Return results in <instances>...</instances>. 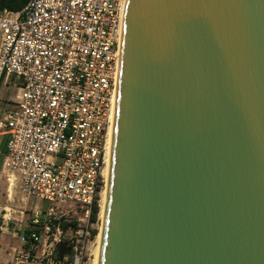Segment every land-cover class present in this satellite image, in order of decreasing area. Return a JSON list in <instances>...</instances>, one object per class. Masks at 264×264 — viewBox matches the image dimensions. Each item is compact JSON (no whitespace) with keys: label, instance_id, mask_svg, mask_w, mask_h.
<instances>
[{"label":"water","instance_id":"water-1","mask_svg":"<svg viewBox=\"0 0 264 264\" xmlns=\"http://www.w3.org/2000/svg\"><path fill=\"white\" fill-rule=\"evenodd\" d=\"M120 55L98 264H264V0H125Z\"/></svg>","mask_w":264,"mask_h":264},{"label":"built area","instance_id":"built-area-1","mask_svg":"<svg viewBox=\"0 0 264 264\" xmlns=\"http://www.w3.org/2000/svg\"><path fill=\"white\" fill-rule=\"evenodd\" d=\"M124 4L31 0L0 11V95L16 89L0 109L3 172L10 188L49 203L26 220L5 210L17 228L8 247L0 242V264L83 262L108 185ZM60 242L71 250L63 262Z\"/></svg>","mask_w":264,"mask_h":264},{"label":"rangeland","instance_id":"rangeland-1","mask_svg":"<svg viewBox=\"0 0 264 264\" xmlns=\"http://www.w3.org/2000/svg\"><path fill=\"white\" fill-rule=\"evenodd\" d=\"M9 86V88H3L0 95V109L6 107L7 99L15 94L16 89ZM5 139L0 135V157L3 156L2 151L4 149ZM3 160L0 163V242L3 247L6 248L10 244V238H12L15 228L17 225L7 216L6 219L3 217L7 214L5 211L7 208L11 209L10 214L14 218L21 219L24 216L26 220L29 213L35 208L36 205L42 206L46 209L49 206L48 202H41L34 198H28L24 196L21 192L19 186H13L10 188L8 182V176L3 172ZM22 212H25L23 215ZM97 218L95 222L90 223L88 228L90 230L91 236L85 239L82 243L83 246V262L82 264H94L95 251L98 246V234L100 233L102 227L101 212L98 208ZM9 214V212H8ZM1 227L3 229H1ZM13 241V240H12Z\"/></svg>","mask_w":264,"mask_h":264},{"label":"trees","instance_id":"trees-1","mask_svg":"<svg viewBox=\"0 0 264 264\" xmlns=\"http://www.w3.org/2000/svg\"><path fill=\"white\" fill-rule=\"evenodd\" d=\"M30 2L31 0H0V11L4 9H8L11 11H20L24 9ZM2 160H3V156L0 157V163L2 162ZM97 212L98 209L95 208L91 216L92 223L95 222L97 218V214H98Z\"/></svg>","mask_w":264,"mask_h":264},{"label":"bare ground","instance_id":"bare-ground-1","mask_svg":"<svg viewBox=\"0 0 264 264\" xmlns=\"http://www.w3.org/2000/svg\"><path fill=\"white\" fill-rule=\"evenodd\" d=\"M113 132H114V131H113ZM113 132H112V144H111V149H112V145H113ZM111 152H112V151H111ZM109 171H110V164H109V167H108V170H107V176H108V178H109ZM106 198H107V189H106V191H105L104 194H103L102 202H101V209H100V212H101V218H102V220H103V217H104V211H105V205H106ZM101 237H102V227H101L100 233L98 234V246H97V249H96V251H95L94 264H98V261H99V253H100Z\"/></svg>","mask_w":264,"mask_h":264}]
</instances>
